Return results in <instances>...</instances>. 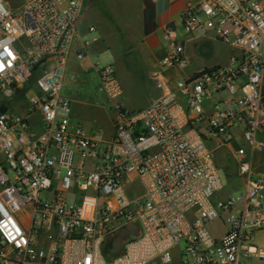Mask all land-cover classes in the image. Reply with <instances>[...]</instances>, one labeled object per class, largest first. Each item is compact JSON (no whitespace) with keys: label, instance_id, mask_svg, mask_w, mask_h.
<instances>
[{"label":"built area","instance_id":"2783aa9c","mask_svg":"<svg viewBox=\"0 0 264 264\" xmlns=\"http://www.w3.org/2000/svg\"><path fill=\"white\" fill-rule=\"evenodd\" d=\"M83 7L0 0V264H264V0L187 4L162 30L157 97L140 111L119 104L112 66L92 65L109 140L63 94ZM179 24L212 33L228 61L187 70ZM223 149L243 190L219 200Z\"/></svg>","mask_w":264,"mask_h":264},{"label":"rangeland","instance_id":"374dc122","mask_svg":"<svg viewBox=\"0 0 264 264\" xmlns=\"http://www.w3.org/2000/svg\"><path fill=\"white\" fill-rule=\"evenodd\" d=\"M88 4H91L89 10L87 9L88 11L78 25L79 42L90 44L93 38L104 39L107 48L94 54L92 65L98 64L100 68L112 66L124 92L120 100H127L129 105L134 107L144 106L149 99V93L147 90L141 93L142 78L137 68H141L139 63L143 54L141 42L137 37L138 33L135 31L140 0H86L83 10ZM90 26L94 27V32L88 31ZM180 27L179 24L175 32L177 38L184 40L185 43L187 70L198 71L215 65H223L228 61L230 49L216 41L212 33L206 36L199 32L185 34ZM99 30H102L103 35L98 33ZM159 39L161 45L164 46L162 36ZM184 73L185 71H182L180 74ZM74 76L75 81L68 80L63 94L68 92L74 99L80 101V105L76 106L77 114L74 115L76 122L82 125L84 121L94 124L106 120L104 111L97 107L98 102L101 103L105 99L97 91L95 74L92 72L79 73ZM26 89H28L27 85ZM5 103L10 104L9 101H5ZM17 109L20 113L22 112L20 105ZM226 155L229 157L230 163H227ZM228 155V150L224 149L216 153V161L222 166L219 172L222 188L221 194L218 195L219 200L235 197L243 190L241 180L235 177L234 162ZM254 163L258 171L264 172V153L257 154ZM225 171L227 174H234V178H229ZM223 229L218 224L210 226V230L215 234L222 232ZM255 242L264 246V232L256 234ZM119 252L120 249L112 248V254Z\"/></svg>","mask_w":264,"mask_h":264},{"label":"crops","instance_id":"0c3cea01","mask_svg":"<svg viewBox=\"0 0 264 264\" xmlns=\"http://www.w3.org/2000/svg\"><path fill=\"white\" fill-rule=\"evenodd\" d=\"M199 1L200 0H140L139 16L135 24L137 26V29L135 31L138 33V40L141 42V51L143 57L139 63L141 68L137 69L140 72V76L142 78L141 93H143L144 90H147V92L149 93V99L147 100V103L141 107L131 106L129 105V102L127 100L119 99V104L122 107L126 108L129 111H140L157 97V93L156 91H154L156 89L154 88L157 81L160 79L158 61L162 56L163 45H161V41L159 39L162 36V30L166 24L177 23L179 21V13L187 4H194L198 3ZM84 4H86V0H84ZM90 5L91 4H88L87 7L82 11L79 23L81 19H83L86 12L89 10ZM98 33L100 35H103L102 30H99ZM83 44L84 43L79 42V35L77 32V38L73 44V52L71 53L66 69V77L63 90L68 80L70 82H74L70 80L71 75H79V73L86 74L90 72L94 73L92 69V57L97 52L107 48V44L105 43L104 39L93 38L92 43H85L86 48L84 50V56L81 60L78 61L75 57V53ZM123 93L124 92L122 91V96ZM64 95H67L72 100V118L76 122V120L74 119V115L77 114L76 106L80 105V101L74 99L71 95L68 94V92ZM110 106V102L106 99L101 103L100 101L98 102L97 107L99 108V110L104 111L106 115V120H102L103 122L91 124L84 121L82 125L79 123L89 136L103 140L110 139L113 134V113L110 109Z\"/></svg>","mask_w":264,"mask_h":264}]
</instances>
